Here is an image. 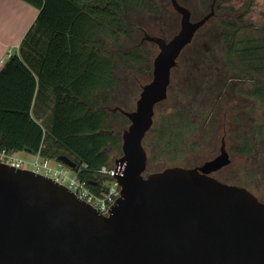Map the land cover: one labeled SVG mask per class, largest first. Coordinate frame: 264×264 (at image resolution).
Listing matches in <instances>:
<instances>
[{
  "label": "water",
  "instance_id": "water-1",
  "mask_svg": "<svg viewBox=\"0 0 264 264\" xmlns=\"http://www.w3.org/2000/svg\"><path fill=\"white\" fill-rule=\"evenodd\" d=\"M171 5L180 31L169 41L145 36L159 50L153 78L133 112L118 109L130 122L116 160L121 198L104 216L54 180L0 162V264H264V201L214 177L231 164L224 139L201 166L146 174L156 107L182 52L215 17V4L196 22ZM56 160L77 170L68 156Z\"/></svg>",
  "mask_w": 264,
  "mask_h": 264
},
{
  "label": "trees",
  "instance_id": "trees-1",
  "mask_svg": "<svg viewBox=\"0 0 264 264\" xmlns=\"http://www.w3.org/2000/svg\"><path fill=\"white\" fill-rule=\"evenodd\" d=\"M22 1L37 8L39 15L20 55L10 57L0 72V152L40 154L51 160L68 156L91 183L97 171L112 161L113 152L122 157V136L130 122L118 111L124 108L107 104L122 85L119 66L131 73L137 65H151L154 60L144 38L161 37V25L138 26L140 36L134 37L129 24L140 12L158 13L157 0ZM213 4L214 19L227 32L211 39L225 46L222 59L234 74L223 73L219 65V80L206 96H220L227 87H243L247 80L251 87H239V95L264 105V79L253 78L254 66L240 65L246 55L260 52L245 50L241 43L264 41V0H214ZM255 27H262L263 33H243ZM177 67L178 62L174 70ZM260 131L264 133V124ZM180 134L173 128L162 129L161 149L177 146ZM250 141L246 137L237 153L252 154Z\"/></svg>",
  "mask_w": 264,
  "mask_h": 264
},
{
  "label": "rangeland",
  "instance_id": "rangeland-1",
  "mask_svg": "<svg viewBox=\"0 0 264 264\" xmlns=\"http://www.w3.org/2000/svg\"><path fill=\"white\" fill-rule=\"evenodd\" d=\"M177 1L190 10L194 22L206 16L214 2V0L206 3L202 0ZM157 3L158 13L140 12L132 18L129 31L134 37L140 36L138 26L142 25H161V38L166 41L180 31L181 16L172 8L171 0H157ZM205 26V29L186 47L184 53L182 52L178 59V67L173 72L168 99L156 107L152 126L154 131L148 133L144 140L148 153L146 174L173 166L185 168L201 166L220 154L224 139L231 164L215 173L214 177L221 182L246 188L260 201H264V133L260 131L264 124V105L254 98L239 95V85L232 90L227 87L220 96L217 94L206 96L212 93L208 91H212L214 84L219 80L217 67L220 65L223 73L228 72L229 68L222 59L225 46L211 39L216 33L227 32V29L221 25L218 18H212ZM147 48L155 58L159 52L158 47L149 43ZM216 57L220 58L219 63ZM255 57L258 58V62L254 61ZM242 61L240 65L248 69L255 65L264 66V51L252 52ZM231 70L230 74H234ZM252 74L254 78L255 75ZM118 75L122 85L117 91L112 92L107 105L109 108L120 106L127 112H133L142 87L153 78V62L151 65L139 64L131 73H127L124 66H119ZM257 77L264 79V72ZM250 82L246 80L243 87L250 88ZM43 109L49 110L46 106ZM167 128H173L175 132L181 134L176 141L177 146H171L164 151L161 149L164 140L160 139V131ZM246 137L250 138V145L253 146L250 155L237 153ZM14 155L31 161L35 159L32 154L16 152ZM120 157L113 152L111 162ZM58 163L57 160H52V165Z\"/></svg>",
  "mask_w": 264,
  "mask_h": 264
},
{
  "label": "built area",
  "instance_id": "built-area-1",
  "mask_svg": "<svg viewBox=\"0 0 264 264\" xmlns=\"http://www.w3.org/2000/svg\"><path fill=\"white\" fill-rule=\"evenodd\" d=\"M34 160L18 158L14 153L0 152V162L18 169L33 171L48 177L62 186L68 188L81 201L91 205L98 213L109 216L112 208L121 198V186L117 176L122 174L123 168L116 165V160L102 166L91 183L83 179L80 173L68 166L58 163L52 165V160L34 155Z\"/></svg>",
  "mask_w": 264,
  "mask_h": 264
},
{
  "label": "crops",
  "instance_id": "crops-1",
  "mask_svg": "<svg viewBox=\"0 0 264 264\" xmlns=\"http://www.w3.org/2000/svg\"><path fill=\"white\" fill-rule=\"evenodd\" d=\"M39 15V10L22 0H0V72L10 57L20 55L22 42L35 24ZM263 33L262 27H255L253 30H244L243 33L254 34L256 36ZM245 50L264 51V41L241 43ZM254 61H257V57ZM264 72V66L255 65L254 75ZM258 79V77L256 78ZM39 122H42L40 120ZM22 154L29 155L25 152Z\"/></svg>",
  "mask_w": 264,
  "mask_h": 264
}]
</instances>
